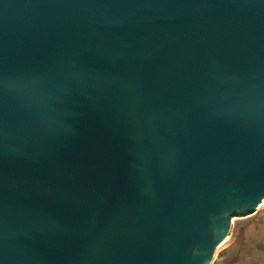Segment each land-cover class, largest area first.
I'll list each match as a JSON object with an SVG mask.
<instances>
[{"label": "water", "instance_id": "obj_1", "mask_svg": "<svg viewBox=\"0 0 264 264\" xmlns=\"http://www.w3.org/2000/svg\"><path fill=\"white\" fill-rule=\"evenodd\" d=\"M263 201L264 0H0V264H211Z\"/></svg>", "mask_w": 264, "mask_h": 264}, {"label": "rangeland", "instance_id": "obj_2", "mask_svg": "<svg viewBox=\"0 0 264 264\" xmlns=\"http://www.w3.org/2000/svg\"><path fill=\"white\" fill-rule=\"evenodd\" d=\"M264 264V201L253 213L233 217L229 236L216 251L211 264Z\"/></svg>", "mask_w": 264, "mask_h": 264}, {"label": "trees", "instance_id": "obj_3", "mask_svg": "<svg viewBox=\"0 0 264 264\" xmlns=\"http://www.w3.org/2000/svg\"><path fill=\"white\" fill-rule=\"evenodd\" d=\"M234 215L236 216V215H238V214L235 213Z\"/></svg>", "mask_w": 264, "mask_h": 264}]
</instances>
